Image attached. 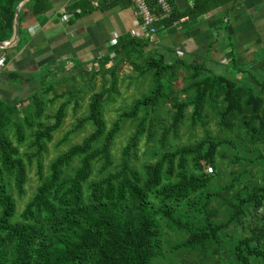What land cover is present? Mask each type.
Wrapping results in <instances>:
<instances>
[{
	"label": "trees",
	"instance_id": "1",
	"mask_svg": "<svg viewBox=\"0 0 264 264\" xmlns=\"http://www.w3.org/2000/svg\"><path fill=\"white\" fill-rule=\"evenodd\" d=\"M21 1L0 0V41ZM147 2L159 32L222 0H194L170 17ZM49 5L23 3L19 39L26 18ZM236 59L228 68L239 78L130 35L97 58L62 60L36 91L0 98V264H264V48L253 64L261 75ZM127 80L138 95L112 109Z\"/></svg>",
	"mask_w": 264,
	"mask_h": 264
},
{
	"label": "crops",
	"instance_id": "2",
	"mask_svg": "<svg viewBox=\"0 0 264 264\" xmlns=\"http://www.w3.org/2000/svg\"><path fill=\"white\" fill-rule=\"evenodd\" d=\"M170 3L173 10L183 12L194 0ZM140 22L133 0H50L47 12L26 18L22 39H14L6 47L1 57L0 98L12 100L22 92L29 94L33 85H40L45 67L53 62L90 60L105 54L118 39L135 36ZM218 27L226 28L228 36L218 35L223 43L212 46L211 37ZM150 38L157 48L168 49L185 61L209 58L210 63L225 68L232 65L233 56L239 60L247 55L256 61L264 48V0H222L221 5L199 18L183 17ZM226 38L230 40L226 42ZM237 59L234 66L239 64Z\"/></svg>",
	"mask_w": 264,
	"mask_h": 264
},
{
	"label": "rangeland",
	"instance_id": "3",
	"mask_svg": "<svg viewBox=\"0 0 264 264\" xmlns=\"http://www.w3.org/2000/svg\"><path fill=\"white\" fill-rule=\"evenodd\" d=\"M221 25H223V24H221ZM219 32V33H218ZM213 35L214 36H212L211 37V41L213 42V45L212 46H214V45H216V44H222L223 43V40L224 39H221V37H220V39H218V35H221V36H228V33L226 32V28H224V29H221L220 27H218L214 32H213ZM214 37V38H213ZM218 39V40H217ZM230 39H228V38H226V42L227 41H229ZM211 41L210 40H208V42L211 44ZM146 48H148V47H146ZM157 48V47H156ZM159 49V51H161V52H163V53H165L166 55H168L171 59H175L177 56H175V54L174 53H172L170 50L168 51V49H163V48H158ZM237 51V50H236ZM249 53H250V51H249ZM248 53V54H249ZM250 55V54H249ZM256 57H257V55H256ZM78 58H74V60H77ZM93 59V58H92ZM190 60V59H189ZM188 60V61H189ZM187 61V62H188ZM194 61V63H204L208 68H211V71H212V73H219V74H221V73H225V74H227L228 76H233V77H240V75L239 74H237V73H234L233 71H231L230 70V68H225L223 65H220V64H213V63H210V60H209V58H207V59H205V58H201V57H199V58H194L192 61H189V62H193ZM213 61V60H212ZM214 62V61H213ZM237 63H239L240 64V66L243 68H246V69H249L248 71H250V72H252L253 74L254 73H256V74H260L261 75V71L262 70H260L259 69V66L258 65H256V67H254L253 66V64H254V62L255 61H252L251 60V58H249V56H247V55H243L241 58H239V60L237 59V61H236ZM210 64H213V67H211V65ZM71 65V62H67V67L68 66H70ZM98 64H96V65H94V60H92L90 63H88L87 64V68H90V67H94L95 69H97L98 68V66H97ZM55 66H57V64H56V62H53V63H51L50 65H48V66H46L45 67V69L47 70V69H49V68H54ZM42 69H44V67L42 68ZM123 71L124 72H128V66H125L124 67V69H123ZM46 74H48V71H46L45 72ZM43 77H44V72H43ZM43 80L42 79H40L39 81H38V83L39 82H42ZM96 81H97V87H99V85L101 84V80L100 79H96ZM129 81L127 80L125 83H119V85H120V92H121V94H120V96L119 97H117L116 98V102L113 104V105H111L110 107L113 109V108H115V107H118V106H122V102L123 101H125L126 103H130L131 101H132V99L135 97V95H138V92H134V84H131V86H130V88H129V90H127L126 89V84L128 83ZM39 84H37L36 86L35 85H33V88L32 89H34L33 91H36V90H38L36 87L38 86ZM40 86V85H39ZM38 86V87H39ZM36 88V89H35ZM142 89V91L143 90H145L146 88H141ZM147 90V89H146ZM30 92H32V90H29V93ZM88 100H89V95H87L86 97H85V99L84 100H82L83 101V103H82V106H81V108H80V110H79V112H78V114L75 116L74 114H73V111H72V105H73V103H71V105H70V107H69V109H68V117L66 118V120H65V123H64V127L62 128V130H60V132L58 133L57 132V134H55L54 135V138H55V141H57L60 137H61V135L68 129V128H70L71 126H72V124L74 123V121H75V118L76 117H78V116H80L84 111H85V109H86V105H87V102H88ZM106 114H107V116L108 117H110L111 119H112V117H114V112H112V111H110V110H108L107 112H106ZM214 122H213V120L210 122V124H209V127H213L214 125ZM86 132H84V133H82V134H80V135H77V137H75V138H73V141L72 142H74V141H79L80 139H81V137L85 134ZM124 142V139L121 141V143H123ZM48 147H49V156H48V158H47V162H49L55 155H56V153H57V150H55V151H53L54 150V144H53V142L52 143H50L49 145H48ZM30 177H31V180L27 183V195H26V197L22 200V204H21V207H22V205H23V203L28 199V197H29V195L31 194V192H32V189L30 188L31 186H29V185H33L34 184V180H32V179H34V170H33V172H31L30 173Z\"/></svg>",
	"mask_w": 264,
	"mask_h": 264
},
{
	"label": "built area",
	"instance_id": "4",
	"mask_svg": "<svg viewBox=\"0 0 264 264\" xmlns=\"http://www.w3.org/2000/svg\"><path fill=\"white\" fill-rule=\"evenodd\" d=\"M134 3L141 19L140 31L135 33V36H154L158 30V27L154 24L157 20V16L152 13L151 7L149 6L147 0H134ZM157 3L162 8L164 12L163 15L166 17H170V14L172 13V8L168 0H157ZM3 60L4 58H1L0 67L4 65ZM258 212L264 214V206L260 207L258 209Z\"/></svg>",
	"mask_w": 264,
	"mask_h": 264
},
{
	"label": "water",
	"instance_id": "5",
	"mask_svg": "<svg viewBox=\"0 0 264 264\" xmlns=\"http://www.w3.org/2000/svg\"><path fill=\"white\" fill-rule=\"evenodd\" d=\"M25 0H22L17 8H16V11H15V17H14V32H13V36L7 40V41H0V48H6L14 39H17L18 38V20H19V10H20V7L22 5V3L24 2Z\"/></svg>",
	"mask_w": 264,
	"mask_h": 264
}]
</instances>
